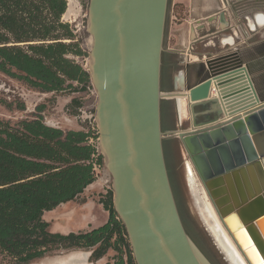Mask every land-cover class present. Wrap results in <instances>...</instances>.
<instances>
[{"label":"water","instance_id":"95a60500","mask_svg":"<svg viewBox=\"0 0 264 264\" xmlns=\"http://www.w3.org/2000/svg\"><path fill=\"white\" fill-rule=\"evenodd\" d=\"M168 5L89 1L99 146L136 264H208L182 222L165 159L161 72ZM205 69L206 80L184 95L195 129L178 137L234 244L209 216L223 252L232 264H264V104L251 93L238 52L208 59ZM199 109L208 117L202 124Z\"/></svg>","mask_w":264,"mask_h":264},{"label":"trees","instance_id":"16d2710c","mask_svg":"<svg viewBox=\"0 0 264 264\" xmlns=\"http://www.w3.org/2000/svg\"><path fill=\"white\" fill-rule=\"evenodd\" d=\"M66 10V0H0V73L42 93L92 94L89 72L70 58L84 53L62 20ZM81 99L71 102L76 116L85 108ZM42 112L17 123L0 119V264H30L81 249L92 250L90 261L111 250L117 254L113 264H136L111 189L100 201L109 213L106 224L79 233L50 230L44 214L77 199L97 179L94 156L102 166L104 161L89 144V123L64 130L47 125Z\"/></svg>","mask_w":264,"mask_h":264},{"label":"rangeland","instance_id":"374dc122","mask_svg":"<svg viewBox=\"0 0 264 264\" xmlns=\"http://www.w3.org/2000/svg\"><path fill=\"white\" fill-rule=\"evenodd\" d=\"M89 1L90 0H66L67 10L62 18L64 23L70 24L71 28L74 30L76 34V40L74 42L79 44L80 49L84 53L81 57L70 55V58L82 65L88 72H90V50L92 47V38L87 30ZM184 1L185 0H169L166 14V26L174 15L180 20L186 18L188 8L185 6ZM70 6L72 7V12L68 14ZM166 26L163 47L165 46L166 40ZM261 75L262 73L257 75L259 79L255 81L253 79L254 82L257 81L255 83V88H257L258 93H260V88L257 84H259L262 79ZM75 85L78 86V84ZM257 91L255 90V93H257ZM75 97L82 98V102L85 103V108L79 110L78 116L72 114L77 110L75 106H71L72 99ZM5 102L9 103L11 106H7ZM22 103L25 104L24 111L19 108V104ZM96 105L97 94L95 90L92 94H88L86 91H79L78 93L68 91L59 94L42 93L0 73V119L2 120L17 123L23 119H31L32 116L36 114L38 108L42 107L44 122L47 125L52 127L64 126L68 128H78L79 126H84L87 123L90 124V122H93L92 119L96 116ZM163 143L169 158V156H171V150L174 149V147L177 149V142L172 138H166L163 140ZM187 160H189V158L183 151L179 150L176 156L177 170H172L171 168L174 190L176 191L181 218L185 223L187 234L208 264H232L227 255L223 252L222 247L219 246L220 244H218L217 238L213 235L212 230H210L207 221H205L202 215V209L197 200L200 199L202 205L209 209L211 208L210 213L212 214H215V208L210 201L206 189H204L201 184V181L199 178L197 179V175L193 174L191 171L189 161L187 163L188 172L190 174L188 179L189 188L187 186V174L185 172ZM103 161V169L100 176L96 179L107 181V184H105V187L101 190L102 192L97 190L88 191L86 188L77 199L69 203L71 206L64 214L68 215L75 213L77 215L75 218L59 215L55 209L46 212L44 219L50 223V230L52 232L61 234L84 232L90 227L89 223H87L88 219H90L89 215L97 214L98 211L102 212L104 207L100 201L104 199L103 197L107 194L109 189H113L112 179L106 169L104 157ZM215 216L217 217L216 214ZM84 254L88 255L85 262L83 261ZM91 255L92 250L85 249L60 251L48 255L41 260L31 262L30 264H63L64 261H69L71 258L78 260L75 261L74 264H113L117 254L109 250V252L98 261H90ZM8 261L7 259L5 262Z\"/></svg>","mask_w":264,"mask_h":264},{"label":"crops","instance_id":"0c3cea01","mask_svg":"<svg viewBox=\"0 0 264 264\" xmlns=\"http://www.w3.org/2000/svg\"><path fill=\"white\" fill-rule=\"evenodd\" d=\"M184 3L188 8L186 18L180 20L174 15L166 26L165 48L162 57L161 79L164 98L161 103V127L164 139L172 138L177 142V149L174 147L171 150L169 158L165 153L170 174L171 168L177 170L176 156L179 150L188 157L178 134L192 132L195 129V120L189 109V101L184 98V95L189 89L206 80L207 60L223 55V53L238 52L240 59L252 67L251 77L254 81L259 79L258 74L264 73V9L253 8L245 13L232 11L227 5V0H185ZM257 86L260 88L259 94L263 95V77ZM261 99L264 104V98L261 97ZM203 112L199 109L196 119L199 124L208 120ZM207 127L208 125L200 128ZM60 128L82 130L83 127L61 126ZM164 150H166L165 146ZM188 161L193 174L195 170L189 158L185 164L189 188ZM170 179L171 185L174 186L171 175ZM105 184H107L106 180H96L87 189L102 192ZM69 203L71 202L58 206L55 209L56 212L59 215H65L64 213L71 206ZM65 216L75 218L77 215L71 213ZM89 216L87 223L90 227L84 232L103 226L109 219V214L104 208L102 212L98 211L97 214Z\"/></svg>","mask_w":264,"mask_h":264},{"label":"bare ground","instance_id":"6f19581e","mask_svg":"<svg viewBox=\"0 0 264 264\" xmlns=\"http://www.w3.org/2000/svg\"><path fill=\"white\" fill-rule=\"evenodd\" d=\"M71 12H72V7L70 6V8H69V10H68V14L71 13ZM246 78H247V81H249V85H250V87H251V89H250V90H251V93H253L254 97H256V96L258 95V93H255V86H254V83H253L252 79H251L249 76H247V74H246ZM250 80H251V81H250ZM252 84H253V87H252ZM198 201H199V205H200V207H201V209H202V215H203L205 221H207V223H208V225H209V227H210V230H212L213 235L217 238L219 244H221L220 246L223 247L224 249L226 248V247H224L225 245L223 244L222 239H221L219 233H218L215 229H213V226H212V224H211L210 221H209V220H210V219H209V216L214 217V220L217 221L218 227L221 228L224 237H226V239L229 241V243H230L232 246H234V244H233L231 238L228 236V234H226L225 229L222 227L221 221H219V219L215 216L216 212H215V214L213 213V214H214V215H213L212 213H210V209H211V208L209 209V208L205 207L204 205H202L200 199H199ZM208 209H209V210H208ZM207 213H208V214H207ZM206 214H207V216H206ZM216 215H217V214H216ZM223 248H222V249H223ZM87 256H88L87 254H84V255H83V261H84V262L87 260ZM88 258H89V257H88ZM75 261H78V260H76L75 258H71L69 261H66V262L64 261L63 264H74ZM83 261H82V262H83ZM80 262H81V261H80ZM76 263H77V262H76Z\"/></svg>","mask_w":264,"mask_h":264},{"label":"flooded vegetation","instance_id":"af4514ba","mask_svg":"<svg viewBox=\"0 0 264 264\" xmlns=\"http://www.w3.org/2000/svg\"><path fill=\"white\" fill-rule=\"evenodd\" d=\"M254 1H256V0H233V1L232 0H227V5H228V7H229L230 10L237 11V12L240 11L241 13L249 12L253 8H256V9H264V0H259V1H257V3H255ZM263 33H264V31H263ZM248 68H249V73L248 74H249V77H251V72H253V69L249 65H248ZM261 77H263V82H264V73H262V76ZM251 79L253 81V78L252 77H251ZM253 83H254V81H253ZM254 86H255V84H254ZM255 90L257 91L256 88H255ZM260 97H263L264 98V93H263V95H260ZM165 153H166V150H165ZM168 173L170 174V172H168ZM170 175L172 176V174H170ZM172 189L174 190V186H172ZM174 194H175L177 206H179L178 205L179 203L177 201V196H176V191L175 190H174ZM198 204H199V202H198ZM179 210H180V206H179ZM213 220H214V217H213ZM216 223H217V221H216ZM184 225H185V223H184Z\"/></svg>","mask_w":264,"mask_h":264},{"label":"built area","instance_id":"2783aa9c","mask_svg":"<svg viewBox=\"0 0 264 264\" xmlns=\"http://www.w3.org/2000/svg\"><path fill=\"white\" fill-rule=\"evenodd\" d=\"M92 120H93V122H90L91 136L89 138V144H91L92 146L96 147L98 152L101 154V150H100V147H99V128H98V123L95 120V118L92 119ZM94 158L95 159L93 161V171H94V174H95L96 178H98V176H100V174H101L103 166L97 161V156H94Z\"/></svg>","mask_w":264,"mask_h":264}]
</instances>
